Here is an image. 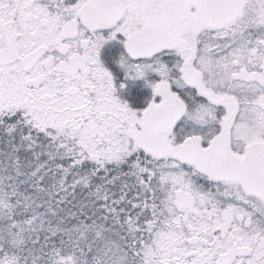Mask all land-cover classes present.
I'll use <instances>...</instances> for the list:
<instances>
[{"label":"snow or ice","instance_id":"6c2138e0","mask_svg":"<svg viewBox=\"0 0 264 264\" xmlns=\"http://www.w3.org/2000/svg\"><path fill=\"white\" fill-rule=\"evenodd\" d=\"M0 264H264V0H0Z\"/></svg>","mask_w":264,"mask_h":264}]
</instances>
